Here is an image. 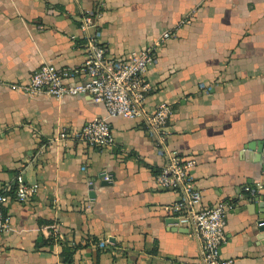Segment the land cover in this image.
I'll return each instance as SVG.
<instances>
[{
	"label": "crops",
	"instance_id": "crops-1",
	"mask_svg": "<svg viewBox=\"0 0 264 264\" xmlns=\"http://www.w3.org/2000/svg\"><path fill=\"white\" fill-rule=\"evenodd\" d=\"M97 3L111 58L171 32L145 72L143 110L171 104L164 144L195 159L199 206L228 204L220 255L264 264L254 200L264 197V0H0V189L19 174L37 185L29 198L8 193L2 204L9 228L0 264H200L198 239L171 210L180 192L155 182L164 155L141 119L107 118L88 95L21 88L41 63L83 62L80 15ZM94 117H106L112 145L52 139ZM61 242L74 246L70 263Z\"/></svg>",
	"mask_w": 264,
	"mask_h": 264
},
{
	"label": "built area",
	"instance_id": "built-area-1",
	"mask_svg": "<svg viewBox=\"0 0 264 264\" xmlns=\"http://www.w3.org/2000/svg\"><path fill=\"white\" fill-rule=\"evenodd\" d=\"M99 13L98 3L81 12L79 27L85 35V57L78 67L62 68L52 63H41L21 88L29 94L44 93L54 97L88 95L93 102L103 105L107 118L141 119L146 130L154 135L156 145L164 155V163L154 175L155 182L163 189L180 192L171 210L179 222L188 225L198 239L200 264H233L232 258L222 257L219 253L220 245L225 240L228 204L220 199L211 205L199 206L200 191L192 184L190 174L195 159L184 158L179 155V151L168 149L164 144L171 104L159 102L151 113H145L142 107L151 88L145 72L155 60L157 48L171 32L164 31L151 46L133 51L122 59L111 58L106 55L100 41L97 26ZM186 21L183 18L180 23ZM78 74L82 77L76 78ZM66 137L79 139L92 147H106L114 143L106 117H94L70 133L61 129L52 139L61 140ZM110 176L107 172L102 174L105 181H109ZM36 189V184L26 183L20 174L16 176L15 185L0 189V235L9 228V218L2 211L8 193L22 201L32 196ZM262 224L258 222L259 226ZM52 229L55 230L53 225ZM98 244L103 246L105 240H100Z\"/></svg>",
	"mask_w": 264,
	"mask_h": 264
},
{
	"label": "trees",
	"instance_id": "trees-1",
	"mask_svg": "<svg viewBox=\"0 0 264 264\" xmlns=\"http://www.w3.org/2000/svg\"><path fill=\"white\" fill-rule=\"evenodd\" d=\"M62 250L60 253V258L65 263H70L72 261V252L74 249L73 245H69L67 242H61Z\"/></svg>",
	"mask_w": 264,
	"mask_h": 264
},
{
	"label": "water",
	"instance_id": "water-1",
	"mask_svg": "<svg viewBox=\"0 0 264 264\" xmlns=\"http://www.w3.org/2000/svg\"><path fill=\"white\" fill-rule=\"evenodd\" d=\"M255 201H256V203H257V205H259L262 209H261V213H262V216H260L261 218H263V220H264V197H255V199H254ZM175 219L176 220H178V218L177 217H175ZM263 224L261 225V229L259 230V231H262V230H264V221H261Z\"/></svg>",
	"mask_w": 264,
	"mask_h": 264
}]
</instances>
